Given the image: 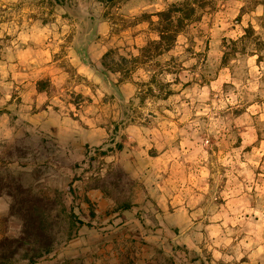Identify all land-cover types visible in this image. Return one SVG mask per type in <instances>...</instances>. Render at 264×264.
<instances>
[{
  "label": "rangeland",
  "instance_id": "rangeland-1",
  "mask_svg": "<svg viewBox=\"0 0 264 264\" xmlns=\"http://www.w3.org/2000/svg\"><path fill=\"white\" fill-rule=\"evenodd\" d=\"M183 1L0 0V264H250L240 241L264 235V0H202L170 52L108 71ZM36 24L58 34L43 72L7 58ZM104 42L107 69L87 53ZM26 213L48 252L18 242Z\"/></svg>",
  "mask_w": 264,
  "mask_h": 264
},
{
  "label": "crops",
  "instance_id": "crops-1",
  "mask_svg": "<svg viewBox=\"0 0 264 264\" xmlns=\"http://www.w3.org/2000/svg\"><path fill=\"white\" fill-rule=\"evenodd\" d=\"M53 25L55 24H52V26L38 24L32 26V29L40 31V34L35 35L37 37H35L33 33L30 34L29 25L22 26L20 28V38L24 41H14L11 44L6 45L7 58L12 62V65H14L15 67L23 66L24 70L26 71L34 69V72L40 69L38 72H43L44 69L42 67H44L47 62H49V60L50 62L52 61L50 57L52 56L53 51L50 50L49 46L52 45L51 42H54L55 38L58 35L53 30ZM98 27L104 30L102 32L103 34L108 33L109 28L107 30L106 22H100ZM105 30L107 31L105 32ZM47 40H49L48 44H45L44 42H47ZM109 44V42H104L102 44L94 43L93 45H89L87 47L89 61H92L96 66H100V63L106 53L112 51L110 50L112 47H110ZM77 53L78 51L75 49L74 54L72 52L70 53V56H73L72 60H74V63L78 66L80 72H85L90 76L89 72L90 70L93 72V70L81 61L82 58H80L78 56L79 53ZM240 244L246 246V249H244L245 255L247 256L246 263L247 261H249L250 264H264L263 230L260 235H256L255 237L246 236L243 240L240 241Z\"/></svg>",
  "mask_w": 264,
  "mask_h": 264
},
{
  "label": "trees",
  "instance_id": "trees-1",
  "mask_svg": "<svg viewBox=\"0 0 264 264\" xmlns=\"http://www.w3.org/2000/svg\"><path fill=\"white\" fill-rule=\"evenodd\" d=\"M99 1L110 4L118 0ZM202 2V0H184L183 2L173 3L166 10L157 12L155 15L158 18V39L150 41L146 47H143L140 51V56L131 57V59L121 57L117 63L113 61L115 67H111L108 69V71L111 73H119L122 72L123 69H126L129 65L133 66L132 69L134 70L142 64H147L146 60L152 61L154 58L160 57L165 53L170 52L173 49L180 32L183 31L184 27H186L187 22L191 21L193 16H195L197 8L204 7ZM111 54L112 51L106 53V55L103 57L102 66L104 69L109 67L106 61ZM101 73L105 75L104 71ZM31 207H33V205L30 206L28 210H31ZM26 214H28L25 223L26 228L24 227L25 231L18 242L23 243L24 245L35 244L37 247L44 248L48 252V248H45V246H48V241L44 240L45 238L43 237L44 235L42 234L41 227H39L38 224L31 222L33 218L31 213L30 215L29 213ZM5 241L7 242L10 240L6 239ZM7 256V254H4V258Z\"/></svg>",
  "mask_w": 264,
  "mask_h": 264
}]
</instances>
